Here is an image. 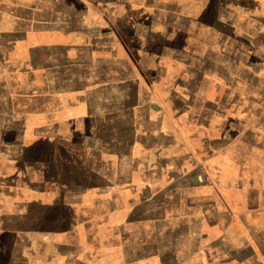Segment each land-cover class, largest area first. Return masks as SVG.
I'll return each instance as SVG.
<instances>
[{
    "label": "crops",
    "instance_id": "crops-1",
    "mask_svg": "<svg viewBox=\"0 0 264 264\" xmlns=\"http://www.w3.org/2000/svg\"><path fill=\"white\" fill-rule=\"evenodd\" d=\"M149 1L145 0L146 3ZM107 2L0 0V64L24 62L29 66L38 64L41 67L50 64L71 70L67 74L71 80L64 85L66 88H54L53 84L49 90L42 91L36 97L50 99L49 106L36 105L33 113L31 109L24 112L18 109L17 112L8 106L3 107L0 122L3 121L5 126V115L11 117L13 113L20 114L17 124L27 118H34L36 129L41 134L66 128L69 133L58 134L56 140L35 138L29 145L38 149L43 143H48L53 154L52 147L55 143L61 145L58 143L60 139L68 147H80L76 151L83 153L80 159L72 158L70 161L87 162L86 168L81 171H67L66 177L70 178L67 187L35 191L34 202L40 207H51L55 212L66 210L68 217L64 224L73 228L84 226L86 210L124 208L125 191L135 194L131 199V209L139 208V203L145 201L148 206L153 205L152 214L155 215L156 193L167 195L178 184L179 191L174 201L180 209V215L185 218L188 216L198 221L210 216L211 222H215L219 218L220 208L227 220L233 218L235 210H245L250 214L249 218L258 219V234L264 233V88L260 86L259 91H252L249 84L251 81L264 82V5L260 7L263 11L253 13L243 4L238 7L234 4L227 25L223 27L226 29L225 55L228 68L221 82L228 85L234 81L244 83L242 90L229 89L221 95L229 98L223 108L232 121L227 126H220L218 104L212 102L210 111H206V107L195 102L194 98L202 97L197 95L201 91L196 89L190 96L192 91L181 93L173 90L170 91L171 97L182 98L184 102L182 104L179 100L178 113L196 116L194 119H183L177 128L171 129L162 125L161 118L165 110L159 109L160 106H156L153 101L156 94L152 88L156 64L149 74L147 69L153 64L148 45L149 22L146 21L147 26L141 28L142 45L137 47L142 57L133 64L123 60L118 52L119 38L108 35L99 24V19L106 17ZM135 29L139 33V27ZM215 33L219 34V31ZM11 35L24 39L18 42V50H26L19 59L13 61L5 60L11 50ZM31 35L34 40H30ZM184 62L185 70L195 74V77L200 76V80L204 79L199 74L201 68H192L191 64ZM132 66L140 67L138 74ZM218 70L212 74V81H220ZM139 75L142 79H139ZM126 82L135 83V87L122 90L120 85ZM216 92L211 97L217 99L219 93ZM188 97L194 98L188 102ZM124 98L133 100L124 101ZM124 113L130 115L128 123H123ZM208 114L209 119L205 116ZM232 122L235 123L231 125ZM78 129L87 132L81 141L74 142L69 135ZM100 129H109L114 133L109 138H101L90 132ZM123 130L131 133L125 148L122 146ZM174 133H179L178 137ZM7 141L3 140L2 145L5 146ZM21 141L18 139V143ZM233 142L241 150L234 156L220 155L219 145H231ZM124 161L130 163L131 168L124 170ZM144 177L146 181L140 182ZM82 178L85 180L80 181ZM123 179H127L129 186H123ZM4 181L1 179L0 185H7ZM140 192L147 193L146 200L138 199ZM235 192L243 195L241 203L244 205L235 201V197L232 199L231 194ZM206 194L207 199L202 200ZM43 198L49 200L43 201ZM168 202L171 203L172 199L169 198ZM163 204L164 211L168 208L165 197ZM20 208V219L35 218L28 211L26 202L20 203ZM181 218L179 224L183 222ZM153 220L154 217L150 221L153 223L152 233L155 231ZM34 231L31 236L33 242L45 239L44 235L50 238L64 233L56 228ZM69 233L74 236V240L78 238L80 241L79 236L75 238L77 233ZM199 233H195V242L200 245L203 238L201 233L199 237ZM248 240L251 241V238ZM261 240L264 242V235ZM210 241L214 242L216 248L215 252H208L210 258L214 256V263L220 264L221 260H216L219 236L215 235ZM179 248L181 251L176 256L175 264L187 256V249L182 246ZM254 256L257 257V254Z\"/></svg>",
    "mask_w": 264,
    "mask_h": 264
},
{
    "label": "rangeland",
    "instance_id": "rangeland-1",
    "mask_svg": "<svg viewBox=\"0 0 264 264\" xmlns=\"http://www.w3.org/2000/svg\"><path fill=\"white\" fill-rule=\"evenodd\" d=\"M234 4H243L242 6L249 7L253 13L264 10V6L263 10L260 8L264 5L262 0H150L148 3L145 0H108L106 17L100 18L99 24L108 35L119 38L118 52L123 60L133 64L142 57L137 47L142 45L141 28L147 26L146 21L149 22L148 45L153 55V64H150L147 70L151 74L152 67L156 64L152 85L156 94L153 101L156 106H160L159 109L165 110L161 119L166 128H177L183 119H194L196 116L178 113L179 100L182 104L184 102L182 98L171 97L170 91L173 90L181 93L192 91L190 96H193L196 89L201 91L197 92V95L202 97H188L187 101L190 102L194 98L195 102L207 108L206 111H210L212 102H215L214 105L218 104L220 107V126H227L229 121H232L223 108L229 98L221 95L229 89L242 90L244 83L234 81L228 85L221 82V79L228 68L225 55L226 29L223 27L227 25ZM136 27H139V33ZM217 30L219 34L215 33ZM134 36L138 38H133ZM29 38L34 40L33 35ZM10 40L11 50L5 60L13 61L19 59L20 54L26 50H18V42H23L24 39L14 35ZM184 61L191 64L192 68H201L198 73L204 76V79L200 80V76L195 77V74L185 70ZM13 65L0 64V111L8 106L17 112L18 109H23V112L31 109L33 113L36 105H50V99L36 98L42 91L49 90L53 84L54 88H66L64 85L71 80L67 76L71 70L65 66H29L24 62ZM217 67L219 82L211 80ZM132 68L136 69L138 74L140 67ZM80 69L82 70V67ZM138 77L142 79L140 75ZM249 84L252 91H259L260 86L264 88V82L251 81ZM235 85L239 87L236 88ZM120 86L122 90H128L133 89L135 83L126 82ZM216 91L219 93L217 99L211 97ZM132 100L124 98V101ZM19 116L20 114L13 113L11 117L5 115V126L3 121L0 122V180L7 183L0 185V264H175L176 256L181 251L180 246L187 249V256L179 264H213L215 257L211 259L208 252H215L214 242L210 241L215 235L219 236L216 260H221L220 264H264V242L261 240L264 233H259L261 236L258 234L260 225L257 218H249L250 214L245 210H235L233 218L227 220L221 208L219 218L215 222H211L210 216L198 221L191 220L188 216L185 218L180 215V209L174 201L179 191V186H176L178 184H174L175 189H171L167 195L156 193L155 215L152 214L153 205L148 206L145 201L139 203V208L131 209V199L135 194L125 191L122 204L124 208L86 210L84 226L76 225L77 227L72 228L65 225L64 221L68 217L66 210L59 209L55 212L51 207H40L34 202L33 195L35 191L58 186L67 187V182L70 181V178L66 177L67 171H81L86 168L87 162L70 161L72 158L80 159L83 153L76 151V148L78 150L80 147H68L62 144L63 140L60 139L58 143L61 145L55 143L52 147L53 154L48 143H43L38 149L29 145L35 138L45 139L44 141L56 140L58 134H68L69 130L65 128L41 134L40 130L36 129L34 118H27L17 124ZM205 116L210 118L209 114ZM129 117V114L124 113L123 123H128ZM21 125L24 126L20 127ZM86 132L84 129H78L73 135H69V138L72 137L74 142L81 141ZM90 132L93 136L101 138H109L114 133L109 129ZM130 134V131L123 130L124 148ZM174 135L178 137L179 133ZM18 139L22 141L18 143ZM3 140H8L5 146L2 145ZM240 150L234 142L231 145H219L220 155L234 156ZM129 168L130 163L124 161L123 169ZM123 180V186H129L127 179ZM145 181V177L140 179V182ZM147 196V193L140 192L138 199L146 200ZM164 197L168 208L163 211ZM231 197L243 204V195L235 192ZM169 198L172 199L171 203L168 202ZM204 199H207V194L203 195L202 200ZM45 200L49 199L43 198V201ZM25 202L28 211L34 214L33 220H23L18 216L19 210H22L19 205ZM153 217L154 234L151 232L153 223L150 222ZM180 218L183 222L179 224ZM52 228L64 233L55 234L50 238L44 235L45 239L32 241L31 236L35 229ZM67 230L77 233L75 238L79 236L80 241L78 238L74 240V236ZM199 232L203 238L200 245L195 242V233ZM250 238L251 241L248 240ZM255 253L257 257L254 256Z\"/></svg>",
    "mask_w": 264,
    "mask_h": 264
}]
</instances>
